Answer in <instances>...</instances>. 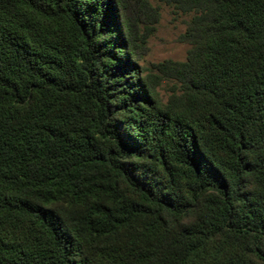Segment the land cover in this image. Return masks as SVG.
Returning a JSON list of instances; mask_svg holds the SVG:
<instances>
[{
    "label": "trees",
    "instance_id": "obj_1",
    "mask_svg": "<svg viewBox=\"0 0 264 264\" xmlns=\"http://www.w3.org/2000/svg\"><path fill=\"white\" fill-rule=\"evenodd\" d=\"M129 1L0 0V264H264V0H155V77Z\"/></svg>",
    "mask_w": 264,
    "mask_h": 264
},
{
    "label": "rangeland",
    "instance_id": "obj_2",
    "mask_svg": "<svg viewBox=\"0 0 264 264\" xmlns=\"http://www.w3.org/2000/svg\"><path fill=\"white\" fill-rule=\"evenodd\" d=\"M153 10H156V20L151 12V18L138 11L136 0H130L129 14L131 18H136L139 33L148 38L145 48L141 50V61L147 73L155 77L159 76L152 68V65L165 61L184 62L190 46L184 42L183 35L187 28L190 16L176 13L171 7L158 3L155 0H147ZM156 83L155 91L159 100L165 104L170 98L172 82L167 79H154Z\"/></svg>",
    "mask_w": 264,
    "mask_h": 264
}]
</instances>
